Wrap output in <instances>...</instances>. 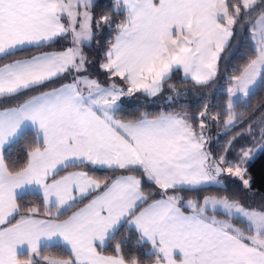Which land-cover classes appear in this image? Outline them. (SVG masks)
<instances>
[{
  "label": "snow or ice",
  "instance_id": "snow-or-ice-1",
  "mask_svg": "<svg viewBox=\"0 0 264 264\" xmlns=\"http://www.w3.org/2000/svg\"><path fill=\"white\" fill-rule=\"evenodd\" d=\"M257 97L264 0H0V264H264Z\"/></svg>",
  "mask_w": 264,
  "mask_h": 264
},
{
  "label": "trees",
  "instance_id": "trees-1",
  "mask_svg": "<svg viewBox=\"0 0 264 264\" xmlns=\"http://www.w3.org/2000/svg\"><path fill=\"white\" fill-rule=\"evenodd\" d=\"M100 3L105 6V9H107V6L110 3V0H100ZM100 9H96V12L99 13ZM108 33L105 32L104 35L106 36ZM234 47H239V42L234 45ZM85 51L88 53L89 57L91 58L93 62L92 71L94 75L99 76L101 81L106 80V76L102 74L99 70V68L96 66L97 63L101 59L102 49H99L97 45H93L90 49L86 48ZM245 55V50L241 49L240 53L238 54V57L236 60L232 61L233 64H240L242 65L244 63V60L240 57ZM231 66V65H230ZM179 79V77H177ZM185 88H191V85H185ZM220 87V84H214L209 89H196L192 88V95L189 97L191 103L190 105L185 109L189 113H195L200 110L201 104L197 102L198 97L203 93L206 92L209 99L213 96L217 95L216 89ZM264 101H261L260 97H257L256 100L253 101V109H250L249 111L252 112L255 110V108ZM126 105H131L126 107L127 114L131 115L134 113L136 108H140L142 110H147L151 112H159L161 110H168L171 111L172 108H169L164 101L163 96L156 98V102L151 101H143V98L141 100H137L136 98H132L131 101L126 100ZM217 104H223L224 101L222 99L216 101ZM209 110L211 109V104H209ZM216 111H221L220 108H217ZM243 125H241V128ZM236 131H239L237 129ZM225 130L223 126H215L213 125L211 127L210 135L212 136V143L211 148L213 152H216L219 150L221 146H223L228 139L231 138V135L234 133H229L228 135H224ZM251 143L247 139H241L239 140L238 144H248ZM26 145L25 144H19L17 145L9 154L8 159L10 161H14L17 163H21L24 161V149ZM249 172L252 176V179L254 181L253 189L251 193H243L242 199L244 203L247 206L256 207L259 208L260 206L264 205V155L258 156L255 161L252 163L251 167L249 168ZM234 191L239 192V187L237 186Z\"/></svg>",
  "mask_w": 264,
  "mask_h": 264
},
{
  "label": "rangeland",
  "instance_id": "rangeland-1",
  "mask_svg": "<svg viewBox=\"0 0 264 264\" xmlns=\"http://www.w3.org/2000/svg\"><path fill=\"white\" fill-rule=\"evenodd\" d=\"M225 130V129H224Z\"/></svg>",
  "mask_w": 264,
  "mask_h": 264
}]
</instances>
